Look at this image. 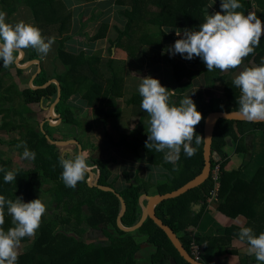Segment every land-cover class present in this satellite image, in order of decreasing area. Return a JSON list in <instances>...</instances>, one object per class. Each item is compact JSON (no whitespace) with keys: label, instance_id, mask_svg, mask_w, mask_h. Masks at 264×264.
Returning a JSON list of instances; mask_svg holds the SVG:
<instances>
[{"label":"trees","instance_id":"trees-1","mask_svg":"<svg viewBox=\"0 0 264 264\" xmlns=\"http://www.w3.org/2000/svg\"><path fill=\"white\" fill-rule=\"evenodd\" d=\"M55 1L0 0L1 10L8 15L16 13L19 6L28 7L36 21L34 25L41 30L44 37H54L51 31L56 32L59 60L65 67V71L57 77L59 85L53 82L46 84L50 77L42 68L33 79L35 88L26 83L24 88L19 89L13 82L7 84L0 75V130L18 135L6 141L5 144L12 146L24 162H30V166L25 169L13 170L10 159L3 158L0 153V168L12 170L17 174L15 181L5 183L4 173L0 172V195L12 200L20 197L23 202L27 203L39 198L34 195L36 183H39L41 186H48L46 192H49L51 198L55 200L56 209L66 214V216H54L48 221L42 216L36 235L22 239L21 245L30 244L32 239L34 241L29 249L19 253L17 264H135L134 256L140 248L133 238L118 226L117 222L122 212L120 199L124 200L126 208L124 215L120 218V223L124 228H133L141 219L139 200L140 196L147 194V185L145 183L130 185L120 190L101 189L99 186L113 188L112 182L108 181L110 172L107 167L108 160L102 162L92 160V164L99 170L94 183L88 182L90 172L87 170L84 179L78 182L75 188L66 187L61 179L63 169L59 161L62 158L72 157L69 154H61L57 145L47 138L48 136L52 141L57 142L55 133L61 131L62 138L66 137L82 143L81 139L86 132L84 121L79 117L78 111H82L84 107L92 108L95 114L109 118L112 115L107 110L115 106L117 99L123 97L119 76L113 65L114 59L109 57L105 62L100 51L94 48V42L105 37L108 25H102L94 37L87 39L85 47L71 46L70 44L74 41L72 37H69L68 27L64 23L55 25L59 17L66 19L62 16L64 7L55 5ZM210 2L211 0H117L119 5L129 7L130 10L121 12V16L126 19V24L123 29L116 28V38L109 41V53L112 49H123L129 56L135 57L143 46L174 43L176 39L183 36L182 34L181 37H177V30L181 32L185 29L198 30L208 13ZM238 2L242 7L237 11L247 15L252 7V1L238 0ZM257 4L260 6L257 16L264 21V0H257ZM152 7L154 11L146 9ZM148 12L153 14L146 18ZM139 23H142L143 27L140 37L135 41ZM166 46L163 48H168ZM23 51L25 61L39 59L38 53L32 48ZM17 54L14 53L15 56ZM263 57L264 38L261 37L254 53L244 59L242 66H251L252 62L259 65ZM25 61L22 60L21 63L24 64ZM188 62L191 63V60H186L179 54L177 58L168 57L167 63L170 64L172 70L173 84H176L177 88L174 93H171L170 87L165 88L170 92V103L177 106L186 97L187 91L192 89L190 94H195L194 103L202 114V120L195 128L197 136L192 143L195 155L189 158L181 149L180 159L176 164L166 162L164 152H157L155 148L146 147L148 131H146V136H143L144 141L140 142L138 139L135 145L129 144V149H132L135 159H141L139 150L143 146L147 161L154 165H161L169 174L166 175L164 182L155 185L156 193L159 194L172 192L201 173L204 167L203 130L207 115L213 111L238 110L237 101L240 90L233 85L232 75L242 69H231L226 72L214 69L207 72L206 65L201 58L197 57L192 61V64L197 66L196 68L191 67ZM0 66H3L2 61H0ZM10 66L17 74L22 72V68L21 70L16 68L14 63ZM218 86L221 88L222 97L214 95L205 97L204 91L208 92ZM58 97L54 112L60 124L55 126L49 122L50 118H45L42 125L45 131L43 134L39 122L32 118L34 112L31 106L50 107ZM141 101L142 97L139 93H132L125 100L126 106H136L140 109L139 113L144 112L140 107ZM257 133L264 134V123L218 120L213 134L211 173L216 165H219V187L210 175L198 187L158 204L155 208L156 216L176 235H179L188 224L195 225L200 218V215H197L191 223L187 220L191 203L203 202L204 204L217 187L218 200L216 202L222 214L232 218L243 215L250 220L248 227H251L257 235L264 232V208L262 209L261 206L264 203V170L260 168L254 173L255 175H247L245 165L237 170L226 169L225 147L228 141L236 143V153L244 152L250 156L251 145L247 142L248 136ZM125 139L122 138L117 143L113 140V143L116 146L123 145L126 142ZM196 140H199V143H196ZM22 143L30 152L35 153L33 159L23 156L24 147H18ZM83 207H86L89 212L87 216L82 213ZM0 227H3L5 231L13 227L7 209H5V223ZM109 227H112L123 239H115L105 232L110 241V246L107 247L86 245L78 240L85 228L98 230ZM240 229L235 226L225 229L226 238L225 241L221 240V246L226 247L232 241V237L238 238ZM138 231L146 235L148 242L156 248V253L151 259L152 263L158 264L173 259L177 264H190L180 256L164 232L151 220H146ZM179 239L184 248L191 252L190 238L184 235ZM196 242L201 245L204 240L198 239ZM212 246L210 245L209 248ZM206 248L201 262L215 264L213 261L215 254L208 255L210 252ZM256 264H258L257 260Z\"/></svg>","mask_w":264,"mask_h":264},{"label":"clouds","instance_id":"clouds-1","mask_svg":"<svg viewBox=\"0 0 264 264\" xmlns=\"http://www.w3.org/2000/svg\"><path fill=\"white\" fill-rule=\"evenodd\" d=\"M241 7L238 0H221V12L207 14L198 30H183L182 38L176 39L168 49L169 53L173 56L179 54L186 60L199 57L206 65L207 72L241 68L244 59L254 53L264 35V22L255 12L245 15L237 11ZM6 16V12L0 11V61L4 68L15 62L14 53L24 49L32 48L42 56L48 55L54 38L44 37L37 26L23 20L8 23ZM176 36L181 37L180 30L176 31ZM140 81V107L149 116L146 147L164 152V160L173 164L179 161L181 149L189 158L195 155L192 143L197 136L195 128L201 122L202 114L194 101L184 97L177 106L170 103V92L158 79L148 76L140 78ZM232 83L240 90L237 115L247 122L264 121V62L243 67ZM18 147H24L25 158H34L35 153L30 152L25 144ZM59 163L63 169V183L66 187L75 188L88 169L85 156L81 153L72 158H62ZM0 172L4 173L5 183L16 180L14 171L0 168ZM5 209L11 216L13 227L7 231L0 227V264H17L21 241L36 235L46 206L40 197L25 203L20 197L12 200L0 195V226L5 223ZM238 238L247 243L248 254L254 255L258 264H264V232L257 235L251 227H242Z\"/></svg>","mask_w":264,"mask_h":264},{"label":"crops","instance_id":"crops-1","mask_svg":"<svg viewBox=\"0 0 264 264\" xmlns=\"http://www.w3.org/2000/svg\"><path fill=\"white\" fill-rule=\"evenodd\" d=\"M58 0L55 1L57 6H65L62 11V16L66 19L63 20L60 17L55 22V25L64 23L68 27L69 37L73 38L74 43H71V46L74 47H85L87 39L94 37L99 31L102 25H108V30L104 38L94 42V48L99 49L102 59L106 62L109 57L114 59V68L119 76V85L122 88L123 97H130L132 93H138V85L140 84V78L150 76L156 78L160 81L163 87H170L171 93L175 92L177 85L169 79H166L164 69H168L170 64L167 63L168 57H178V54L171 55L168 53L170 46L174 43H165L158 46L146 45L143 46L136 54L135 57L125 55L122 49H112V52L109 53L108 42L114 40L117 36L116 28L123 29L126 24V19L121 16L127 7L119 5L117 0ZM62 2V3H61ZM27 11L28 7L22 6ZM19 9L16 13L8 15V17H13L17 19ZM0 11L1 7H0ZM5 12V11H4ZM30 12V11H29ZM32 15V13L30 12ZM10 17V18H11ZM33 17V16H32ZM12 19V18H11ZM33 23L36 21L33 18ZM83 29V32L81 30ZM85 31V32H84ZM80 35H77V34ZM67 34V35H68ZM183 34V32H181ZM66 35V34H65ZM81 36H84V39H81ZM79 37V39L77 38ZM58 39L54 38V44L52 45L51 51L47 56H42L38 54L39 66L43 68L50 79L48 81H57V77L65 71L64 65L59 60L58 55ZM72 41V42H73ZM110 43V42H109ZM167 45L168 48H163ZM103 48V51H102ZM107 48V51H106ZM94 49V51H96ZM23 51V50H22ZM105 51V52H104ZM108 54H107V53ZM111 54V55H110ZM24 55V51H23ZM114 55H118V58H114ZM244 67V66H241ZM242 69V68H240ZM137 73V76H133L131 71ZM169 72L172 77L171 67ZM239 71L232 75L234 78ZM192 90V89H191ZM190 90V91H191ZM190 91L185 93L186 97H189ZM217 92L218 89H212L208 92ZM189 92V95H188ZM219 94H222L221 88H219ZM215 96V95H214ZM121 98H119L121 100ZM118 100V99H117ZM117 100L115 101V106L109 108L107 111L111 113V117L99 116L102 118L103 124L100 123V129L103 131L104 140L97 144L92 142L93 139L89 137V134L95 130L93 123L87 122V111L90 109L94 114L92 108L84 107L81 111L79 110V115L83 118L85 133L83 135L82 143L74 139H68L70 141L66 144V147L69 148L75 146L78 153L84 155L85 152L90 150V154L94 153L97 150H109L106 151L110 155L107 159H102V161L108 160L109 162H117L119 156L124 155L123 158H120L118 165V171L116 177H111V171L109 169V178L108 181L112 182L113 190H120L126 188L130 185H138L145 183L148 188L147 194L140 196L139 205L141 208V218L144 212V208L148 204V197L158 195L156 193V186L158 183L164 182L167 171L161 165H154L147 161L146 152L143 146L139 150L141 156L140 160L135 159L132 149H129V144L135 145V142L139 139L140 142L144 141L143 136H146V131L149 128V116L146 112L139 113V109L135 106H121L122 109H118ZM124 100V101H125ZM126 105V102H125ZM137 110H139L137 112ZM51 118V117H50ZM110 119V120H109ZM51 119L49 120V122ZM109 122V130L106 127ZM60 124V122H59ZM58 124V125H59ZM83 127V131H84ZM111 128L112 131L110 130ZM144 131V133H142ZM122 138H126L124 144L114 145L113 140L117 143ZM251 146L249 148L250 156L246 153H236V143L233 141H228L227 146L225 147V153L227 157V170H237L245 165L247 175H255L258 169L264 168V134H250L247 141ZM65 146V145H64ZM167 151V150H165ZM165 154V153H164ZM114 155V156H113ZM86 158V157H85ZM92 159H87L86 162L92 164ZM96 161V160H94ZM100 161V162H102ZM98 168V167H97ZM99 171V170H98ZM99 174V172H98ZM245 176L246 179L248 176ZM94 181V180H93ZM92 181V182H93ZM262 209L264 208V203H262ZM200 215L199 220L195 225L188 224L186 229L177 234L178 238L183 237L184 235L188 236L192 242L198 241V239L204 240V242L199 245L204 252V249L207 247L210 252L208 255L215 254L213 259L215 264H256L255 256L249 255L247 252L248 245L245 242H241L238 238L232 237V241L226 246H221V240L225 241L226 235H224V230L227 228L235 227H248L250 220L243 216L239 215L237 217H228L222 214L218 210V203L214 200H211V197L207 198L206 201L202 203H191L190 213L187 220L189 223L197 216ZM141 220V219H140ZM129 229V228H128ZM129 235L133 238L135 243L139 246L138 252H136L134 259L135 264H154L151 262L152 256L156 253V248L148 242V237L141 234L138 230L136 232H131ZM114 238V237H113ZM190 243V245H191ZM210 245H213L212 248H209ZM102 246V245H101ZM107 247V246H104ZM206 248V249H207ZM158 264H177L175 260L169 259L167 261L158 263Z\"/></svg>","mask_w":264,"mask_h":264},{"label":"rangeland","instance_id":"rangeland-1","mask_svg":"<svg viewBox=\"0 0 264 264\" xmlns=\"http://www.w3.org/2000/svg\"><path fill=\"white\" fill-rule=\"evenodd\" d=\"M220 1L221 0H211V2L208 5V13L207 14L212 15V14H214L216 12H221ZM251 1H252V7L248 11V13L249 12H255L256 15H258V13L260 11L259 10L260 6L257 4V0H251ZM58 3H60L59 0H58ZM146 9H148L150 11H154L155 10L154 7L146 8ZM125 10H130V8L127 7ZM152 14H153L152 12H148V15H146L145 17L147 18V17H149V15H152ZM10 17L6 16V22L15 24L16 22H19V21L23 20V21H25L27 23L35 24V23H33V17L30 14V12L27 11L25 8H22V6H20V11H19L17 19H13V17H11L12 18L11 19ZM142 27H143V24L139 23L138 27H137V30H136V34H135V41H137L138 38L140 37L141 28ZM81 32H83V29L81 30ZM51 33H52L51 35L54 36L52 38H56V39L58 38V36H57L55 31H51ZM77 35H80V34L78 33ZM77 38L79 39V37H77ZM81 39H84V36H81ZM107 47H110V43L109 42H108V46ZM102 51H103V48H102ZM106 51H107V48H106ZM123 52L125 53V55H128L127 51L124 50ZM114 56H115L114 58H118V55H114ZM16 57H17L16 59H20L21 58L20 53H18ZM18 57H20V58H18ZM196 59H197V57H194L191 60V63L188 62V64L191 67L196 68L197 66L192 64V61H194ZM22 60L25 61L24 60V55L22 56V58L20 60H18V61L15 60V62H14V66L16 68H19L20 70H21L20 67H22L26 63L32 61V60H28V61H25L26 63L22 64L21 63ZM262 62H264V57L262 58ZM255 65H257V64L254 63V62L251 63V66H255ZM169 69H170V67L168 69H166V70L164 69V73L166 75V79L167 80L170 79L173 82V78L171 77ZM41 70H42V68H40V70H38L37 64L33 63L31 65H28L27 67L22 68V70H21L22 72L17 74L12 66H9L7 69L4 68L3 66H0V75H2L3 80L7 84L10 83V82H13V83H15L17 85V87L19 89H22V88L25 87L26 83L29 84L30 79H32L35 75H38L41 72ZM131 74L133 76H137V73L134 72L133 70L131 71ZM154 79H156V78H154ZM217 89L219 91V86H218ZM218 91L217 92H215V91H213V92L204 91L205 92L204 94H205V97H208L209 95H215L217 97H222V94H219ZM194 95H195L194 93H193V95L190 94L189 97L195 102V97H193ZM124 98H121V100L120 99L117 100V104H119L118 105L119 106L118 109H122L121 106H126ZM42 107L43 108H41V107H39L37 105H32L31 106V110L34 112L32 114V118L35 121L39 122L41 131L43 132V134H45V131H44L43 127H42L43 120L45 118H50L51 117L50 118L51 122L55 126L59 124V121L57 120L58 117H57V114L54 112V110L51 111V106L47 107L46 105H43ZM139 110H137V112ZM87 116H88L87 122H85V123L86 124H88L89 122L93 123V125L95 127V130H93L91 134H89V133H86V134L87 135L89 134V137H91L93 139L92 142H96L97 144H100V142L104 140L103 133H102L103 131L100 129V123L103 124L102 118L97 116L96 114H94L92 111H90V109L87 111ZM81 118H83V117H81ZM106 127L109 130V122L107 123ZM112 129L113 128H111L110 130L112 131ZM17 136L18 135L15 134V133H5L4 131L0 130V151H1L0 153H2V157L3 158H9L10 159L11 167L13 168V170L18 169V168L25 169V168L30 166V162L29 161H25L24 162L22 160V158L18 156L17 152L12 148V146L5 144L6 141H9L10 139L15 138ZM55 136L57 137V140L60 141V142H67V140H68V138H66V137L62 138L63 134L61 133V131L60 132H56ZM61 139H63V140H61ZM2 143H4V144H2ZM57 149L60 151L61 154H63V155L69 154L71 157L79 154L78 151H77V148H75V146H72V148L71 147L69 148L68 146L66 147V145L65 146L64 145H61V146L59 145V146H57ZM106 151H109V150H105V151L104 150L103 151L102 150H97L94 153L90 154V150H89L88 152L84 153V156L87 159L90 158L92 160H96V161L100 162V161H102V159H107L109 157L110 154L108 152H106ZM123 156H124L123 154L121 156H119L117 162H119L120 158H123ZM117 162L116 163L115 162H109L107 164V166L110 168V171H111V174H112L111 175L112 178L116 177V173L118 171V165H116ZM261 169L264 170V168H261ZM87 170L90 172V174H92V175H90L88 181H90L91 179H92L91 182L93 180H96L97 177H98V172H99L97 166L91 165V163H88V169ZM92 183H94V181ZM94 186H95V184H94ZM35 187H36L35 188L36 190L34 192V195L40 197V199L42 200V202L46 206V213L43 215V217H44V219L46 221L53 219L54 216H59V215L60 216H66L65 213H62L60 210L56 209L55 200L53 198H51V194L49 192H46L48 186L45 187L44 185L41 186L39 183H36ZM82 213H83L84 216H87L89 214V212H88L86 207L82 208ZM136 231H134V232H136ZM105 232L110 234L115 239H123L119 234H117V232L112 227H109L108 229L99 228L98 230H91L89 228H85L84 231H82V235L79 236L80 238L78 240H81L86 245L94 244V245L110 246V241H109L108 237L105 235ZM125 233L129 234V232H125ZM33 241H34V239L31 240L30 244L28 243V244L20 245L19 253H23L26 249H29L31 244L33 243Z\"/></svg>","mask_w":264,"mask_h":264},{"label":"water","instance_id":"water-1","mask_svg":"<svg viewBox=\"0 0 264 264\" xmlns=\"http://www.w3.org/2000/svg\"><path fill=\"white\" fill-rule=\"evenodd\" d=\"M21 58L23 56V51L20 52ZM20 58V57H18ZM20 58V59H21ZM20 59H16V61L20 60ZM39 64L38 60H32L31 62L26 63L25 65H23L20 68H24L27 67L28 65L31 64ZM40 70V69H39ZM36 76V75H35ZM35 76L30 79L29 82V86L35 88L32 84L33 79L35 78ZM56 83L57 85H59L58 81H48L46 84L48 83ZM58 91H60V87H58ZM60 96V94L58 95ZM59 97L57 98V100L54 102V104L51 105V111L54 110V106L55 104L58 102ZM220 119H226V120H236V121H245L243 119H241L238 115H237V111H213L211 113H209L205 119L204 122V130H203V139H204V143H203V159H204V167L201 171V173L199 175H197L195 178H193L192 180H190L189 182H187L186 184H184L183 186H181L180 188L169 192V193H164V194H158L155 196H151L148 197V204L147 206L144 208V212L142 215L141 220L139 221V223L134 226L133 228H124L121 223H120V218L124 215L125 213V203L124 200L121 198V203H122V212L120 214V218L118 220V226L119 228L124 231V232H134L136 230H138L139 228H141V226L146 222V220H151L158 228H160L164 234L167 236V238L169 239V241L171 242V244L173 245V247L179 252L180 256L183 257L188 263L190 264H203L201 261L196 260L194 257H192V255L187 251V249L184 248V246L182 245L180 239L178 238V236L174 233V231L169 228L168 226H166L157 216H156V212H155V208L158 204H160L161 202L168 200V199H172V198H176L179 197L180 195L188 192L189 190H192L196 187H198L199 185H201L202 183H204L211 174V159H212V143H213V134H214V128L216 125V122ZM247 122V121H245ZM50 123L52 124V122L50 121ZM254 123H264V121H260V122H254ZM47 138L49 139V141L57 146H61V145H66L68 144L70 141L67 142H54L52 141L48 136ZM81 154V153H80ZM92 175V174H90ZM92 180V179H91ZM90 181H88L90 184L92 183ZM99 188L104 189V190H112V188L110 187H106V186H99Z\"/></svg>","mask_w":264,"mask_h":264},{"label":"built area","instance_id":"built-area-1","mask_svg":"<svg viewBox=\"0 0 264 264\" xmlns=\"http://www.w3.org/2000/svg\"><path fill=\"white\" fill-rule=\"evenodd\" d=\"M262 22H264V21H262ZM262 37L264 38V35H262ZM218 173H219V165H216V167L212 171L211 175H212L213 182L216 183L217 187H219V175H218ZM217 187L211 193V200H214L215 202L218 200V188ZM190 250H191L193 257L196 260L200 261L202 254H203L201 247L198 244H196L195 242H192L190 245Z\"/></svg>","mask_w":264,"mask_h":264},{"label":"flooded vegetation","instance_id":"flooded-vegetation-1","mask_svg":"<svg viewBox=\"0 0 264 264\" xmlns=\"http://www.w3.org/2000/svg\"><path fill=\"white\" fill-rule=\"evenodd\" d=\"M191 255H192V253L191 252H189ZM192 257H193V255H192ZM201 261V260H200Z\"/></svg>","mask_w":264,"mask_h":264}]
</instances>
